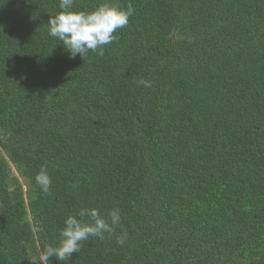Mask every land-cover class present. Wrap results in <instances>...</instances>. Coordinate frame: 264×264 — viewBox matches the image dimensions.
Returning <instances> with one entry per match:
<instances>
[{"label": "trees", "instance_id": "16d2710c", "mask_svg": "<svg viewBox=\"0 0 264 264\" xmlns=\"http://www.w3.org/2000/svg\"><path fill=\"white\" fill-rule=\"evenodd\" d=\"M105 2L134 14L84 60L49 35L59 0H0V264H264V0L73 10ZM84 207L125 243L45 260Z\"/></svg>", "mask_w": 264, "mask_h": 264}, {"label": "clouds", "instance_id": "9594fccd", "mask_svg": "<svg viewBox=\"0 0 264 264\" xmlns=\"http://www.w3.org/2000/svg\"><path fill=\"white\" fill-rule=\"evenodd\" d=\"M74 6V0H59L62 11L50 17L48 22L49 35L60 41L73 59L79 55L85 60L90 52L103 56L105 46L116 40L117 30L126 27L134 14L131 4L121 9L105 2L91 11H74ZM137 83L146 88L152 86L149 80L141 79ZM35 180L43 193L50 192L52 179L45 167H41ZM118 229L121 230L119 235ZM106 235L115 236L117 244L125 243L127 232L123 230L120 209L113 208L104 216L97 208H81L77 214L65 219L59 246L49 247L44 258L50 260L55 257L61 262L69 260L74 253H79L82 242L90 238L103 240Z\"/></svg>", "mask_w": 264, "mask_h": 264}]
</instances>
